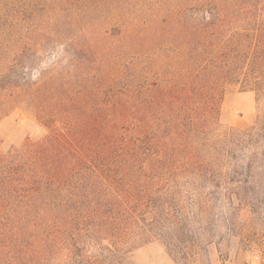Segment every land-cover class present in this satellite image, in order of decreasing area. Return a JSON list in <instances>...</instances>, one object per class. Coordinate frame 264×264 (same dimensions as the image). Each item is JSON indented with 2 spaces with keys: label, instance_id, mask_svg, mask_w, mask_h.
<instances>
[{
  "label": "trees",
  "instance_id": "1",
  "mask_svg": "<svg viewBox=\"0 0 264 264\" xmlns=\"http://www.w3.org/2000/svg\"><path fill=\"white\" fill-rule=\"evenodd\" d=\"M231 87L253 127H220ZM16 110L46 134L0 140V264L264 236V0H0V121Z\"/></svg>",
  "mask_w": 264,
  "mask_h": 264
},
{
  "label": "rangeland",
  "instance_id": "2",
  "mask_svg": "<svg viewBox=\"0 0 264 264\" xmlns=\"http://www.w3.org/2000/svg\"><path fill=\"white\" fill-rule=\"evenodd\" d=\"M16 1L20 8L23 3H31V6L37 9H44V5L49 7L55 0ZM45 9L48 8L45 7ZM47 16H50L49 9ZM23 23L24 26H27L25 22ZM57 51H59V54L63 53L61 48ZM48 53L39 55L40 58L42 57L44 65L48 61L55 60ZM81 57L84 58L83 55ZM64 61H70V59ZM109 61H112V59ZM124 61L132 60L125 59ZM66 63L68 62H64V64ZM258 114L255 93L244 91L240 87H231L224 99L220 116V127L222 129L232 128L239 130L251 128L257 122ZM45 134L46 130L42 126L25 112L19 110L4 115L0 121V140L3 150L23 146L28 139L32 141L38 140ZM244 227L248 229V232L241 237H230L225 241H219L217 238L213 243L209 244L202 242L201 246L196 247L187 259L174 257L165 244L160 241H152L141 247L130 249L124 252L120 258L115 259V261L109 257L100 258V256H93H95L94 259L101 263L112 264L117 262L121 264H264L263 232L260 231L259 226L256 227L253 224L243 225Z\"/></svg>",
  "mask_w": 264,
  "mask_h": 264
}]
</instances>
